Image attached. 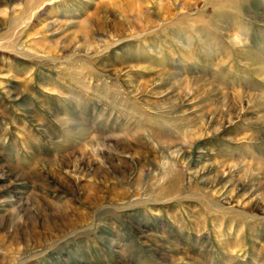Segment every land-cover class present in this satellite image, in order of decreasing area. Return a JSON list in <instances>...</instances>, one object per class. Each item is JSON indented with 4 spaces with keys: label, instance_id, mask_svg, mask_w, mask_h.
Returning a JSON list of instances; mask_svg holds the SVG:
<instances>
[{
    "label": "rangeland",
    "instance_id": "rangeland-1",
    "mask_svg": "<svg viewBox=\"0 0 264 264\" xmlns=\"http://www.w3.org/2000/svg\"><path fill=\"white\" fill-rule=\"evenodd\" d=\"M0 264H264V0H0Z\"/></svg>",
    "mask_w": 264,
    "mask_h": 264
},
{
    "label": "bare ground",
    "instance_id": "bare-ground-1",
    "mask_svg": "<svg viewBox=\"0 0 264 264\" xmlns=\"http://www.w3.org/2000/svg\"><path fill=\"white\" fill-rule=\"evenodd\" d=\"M1 171H2L1 173H2L3 175L8 176L5 170H1ZM11 176H12V175H11ZM226 193H227V192H226ZM226 193H225V194H226Z\"/></svg>",
    "mask_w": 264,
    "mask_h": 264
}]
</instances>
